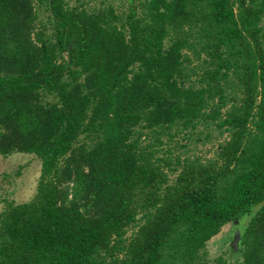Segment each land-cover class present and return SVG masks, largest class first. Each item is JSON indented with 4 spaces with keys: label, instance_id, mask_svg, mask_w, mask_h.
Segmentation results:
<instances>
[{
    "label": "trees",
    "instance_id": "obj_1",
    "mask_svg": "<svg viewBox=\"0 0 264 264\" xmlns=\"http://www.w3.org/2000/svg\"><path fill=\"white\" fill-rule=\"evenodd\" d=\"M89 2L0 0V155L41 160L0 264H228L227 224L264 264V0Z\"/></svg>",
    "mask_w": 264,
    "mask_h": 264
},
{
    "label": "rangeland",
    "instance_id": "obj_2",
    "mask_svg": "<svg viewBox=\"0 0 264 264\" xmlns=\"http://www.w3.org/2000/svg\"><path fill=\"white\" fill-rule=\"evenodd\" d=\"M99 0H92L90 5L97 4ZM114 4L119 0H111ZM72 3V1H70ZM38 21L43 22L46 33L51 32L48 21V12L43 4L34 3ZM47 26V27H46ZM202 159L209 158L214 153L211 142L200 145L194 149ZM41 160L35 154L12 153L9 156L0 155V213L10 203L29 201L35 195L37 181L40 174ZM236 224H227L222 230L208 241L204 258L221 256L228 264H236L240 258L238 250L234 251L230 245ZM130 233V231H129Z\"/></svg>",
    "mask_w": 264,
    "mask_h": 264
},
{
    "label": "water",
    "instance_id": "obj_3",
    "mask_svg": "<svg viewBox=\"0 0 264 264\" xmlns=\"http://www.w3.org/2000/svg\"><path fill=\"white\" fill-rule=\"evenodd\" d=\"M239 221H236V223H238ZM241 238V232L240 230H236L233 234H232V238H231V247L234 251L238 250V243L240 241Z\"/></svg>",
    "mask_w": 264,
    "mask_h": 264
}]
</instances>
